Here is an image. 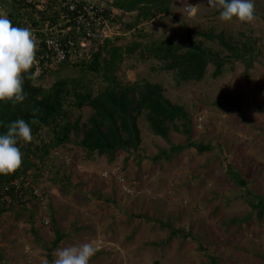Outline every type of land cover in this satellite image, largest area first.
<instances>
[{"label":"rangeland","instance_id":"1","mask_svg":"<svg viewBox=\"0 0 264 264\" xmlns=\"http://www.w3.org/2000/svg\"><path fill=\"white\" fill-rule=\"evenodd\" d=\"M195 2L174 0L171 13L140 23L130 33L123 24L116 27L113 33L122 38L116 45L144 41L133 34H146L150 42L171 36L186 45L190 36L220 51L217 43L199 33L224 32L227 38L241 40L239 33H244L257 41L256 59L247 73L241 63L233 69L227 64L220 77L212 78L214 68L209 65L202 82L177 86L145 52L143 59L125 56L116 76L122 84H160L172 103L191 114L192 141L211 145L212 151L188 148L167 161L161 151L169 144L154 136L141 117L139 164L137 157L124 163L127 154L121 152L112 165L105 157L91 161L72 146L60 151L59 158L50 155L44 164L34 160L38 170L28 172L26 183L45 192L44 205L35 209L33 225L28 211L3 208L0 264H48L45 247L56 228L65 237L57 249L84 243L97 247L90 264H210L208 256L215 264H264V219L257 218L247 201L254 194L264 199V0H255L256 16L250 23H224L211 0ZM68 73L75 78L79 69L69 68ZM91 78L94 91L105 87L101 79ZM55 80L48 74L41 86L49 88ZM41 135L49 140L52 134L43 130ZM169 140L184 142L173 131ZM228 166L246 188L233 184ZM64 175L69 181H62ZM61 183L69 187L67 192ZM27 207L32 208L30 203ZM172 230L178 234L171 236Z\"/></svg>","mask_w":264,"mask_h":264},{"label":"trees","instance_id":"2","mask_svg":"<svg viewBox=\"0 0 264 264\" xmlns=\"http://www.w3.org/2000/svg\"><path fill=\"white\" fill-rule=\"evenodd\" d=\"M2 1L11 4L8 0ZM46 1L44 8L40 9L38 2L28 5L21 0L17 3L20 5L15 4L11 5V9L7 8L8 18L20 27L42 29L44 26L53 27L76 15L63 5L62 0ZM187 1L196 4V0ZM175 6L174 0H111L110 8L119 11V15H114L110 21L116 22L118 27L123 24V30L130 33L136 30L140 23L149 22L158 15L171 13ZM125 19L130 21L127 23ZM70 24L73 25L72 22ZM199 35L207 41L217 43L221 50L214 51L204 46L203 41L194 42L190 36L186 37V45L175 43L171 36L150 42L146 34H133V37L143 38L144 41L133 39L126 45L117 46L116 42L122 38H107L104 46L93 52L89 60L84 59L77 63L67 60L58 65L56 70L47 71L45 78L51 73L56 77L49 88L42 87L34 80L32 67L25 74V101L15 106L11 103H0V133H6V125L17 119L22 118L29 123L33 119L38 121L31 125L32 141L27 144L20 142L18 145L23 153L22 166L11 174L0 175V193L4 188H11L10 191L13 192L12 183L15 181L26 183L28 172L31 169L38 170L34 160L44 164L50 155L59 158L60 151L70 146L78 147L91 161L105 157L111 165L115 162L118 152L125 153L127 156L124 163L127 164L129 160L137 157L140 149L141 117L145 119L146 127L154 136L169 144L168 150L161 151V157L167 161L174 154H180L188 148H195L198 153L211 152V145L196 144L192 141L194 127L191 114L183 106L172 103L165 96L160 84L146 80L122 84L116 76L125 56L131 58L138 55L137 58L143 59L145 52L156 60L160 71L173 76L177 86L202 82L209 65L214 68L212 78L220 77L227 64L233 69L235 63H241L245 66L246 73L253 66L257 41L250 39L246 34L239 33L243 40L227 38L224 32H201ZM69 68L79 69V74L75 78L71 77ZM91 77L101 79L105 87L94 91ZM233 107L239 110L238 104ZM74 113H77L76 117ZM43 130L51 132L49 140L43 139ZM171 131L183 136V144L170 142ZM161 157L158 156L157 159ZM137 158L139 164L142 158ZM228 170L233 184L246 188L247 184L231 166H228ZM62 179L63 182L69 181L68 175H64ZM60 186L65 192L69 190L64 183ZM31 190L29 187V193ZM41 192L45 195L44 191ZM251 196L250 200H247L249 205L256 210L257 218L264 219V199L255 194ZM19 205L22 211L30 213L28 222L33 225L35 209L38 206L27 208L22 202ZM3 211L4 209H0V213ZM51 225L55 228L54 218H51ZM31 230L35 233L33 228ZM177 234V231L172 230L171 236ZM54 236L50 246L45 247L48 264H51L52 252L65 238L57 228L54 229ZM208 257L210 264H215V259Z\"/></svg>","mask_w":264,"mask_h":264},{"label":"clouds","instance_id":"3","mask_svg":"<svg viewBox=\"0 0 264 264\" xmlns=\"http://www.w3.org/2000/svg\"><path fill=\"white\" fill-rule=\"evenodd\" d=\"M211 2L218 8L219 18L224 23H231L234 20L250 23L255 19V0H211ZM114 11L115 16L119 15L117 14L119 11L115 9ZM113 24L114 32L115 28L119 27L116 22ZM114 36L117 35L113 33L110 38ZM104 43L100 47H103ZM36 51L37 43L31 30L14 26L8 16L0 14V103H11L15 106L25 101L27 96L23 87L25 74L36 62ZM43 80L45 77L37 81L38 84L40 85ZM35 123H38L36 119L31 123L22 118L17 119L6 125V133H0V175L11 174L22 166L23 153L18 145L20 142L27 144L32 141L31 125ZM3 191L0 193V209H12L13 206L16 210L21 209L19 203L22 201L17 203L13 192L10 191L12 201L5 202ZM22 203L27 207L24 202ZM97 250L92 243L60 248L56 250V258L51 264H90Z\"/></svg>","mask_w":264,"mask_h":264},{"label":"built area","instance_id":"4","mask_svg":"<svg viewBox=\"0 0 264 264\" xmlns=\"http://www.w3.org/2000/svg\"><path fill=\"white\" fill-rule=\"evenodd\" d=\"M8 1L11 4H5L0 0V14L8 16L7 8L11 9V5L15 4L20 5L17 3L21 0ZM36 2L39 3L40 9H43L47 3L46 0H24L23 3L33 5ZM62 2L70 12L76 14L72 19L64 20L53 27L28 28L37 43L36 62L33 65V78L36 81H41L47 71L55 69L67 60L71 63L84 59L89 60L91 54L97 51L105 39L112 37L113 34L114 24L110 18L115 15V11L110 8L111 0H62ZM71 22L73 25L70 24ZM104 176L106 177L107 174L105 173ZM120 182L123 183L122 178ZM12 184L14 185L13 194L17 201L24 202L26 206L28 203L31 206L44 205L43 193L40 190L31 188L29 193L28 183L22 184L19 180ZM123 188L129 192L126 187L123 186ZM10 190L11 188H4L3 191V200L7 203L12 201Z\"/></svg>","mask_w":264,"mask_h":264}]
</instances>
